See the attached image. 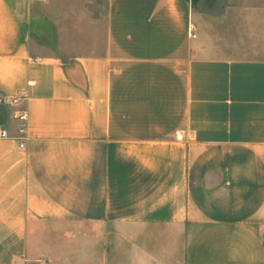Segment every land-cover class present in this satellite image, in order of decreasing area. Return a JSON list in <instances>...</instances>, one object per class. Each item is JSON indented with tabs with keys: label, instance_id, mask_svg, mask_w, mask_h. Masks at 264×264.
<instances>
[{
	"label": "crops",
	"instance_id": "obj_1",
	"mask_svg": "<svg viewBox=\"0 0 264 264\" xmlns=\"http://www.w3.org/2000/svg\"><path fill=\"white\" fill-rule=\"evenodd\" d=\"M0 127V264H264V0H0Z\"/></svg>",
	"mask_w": 264,
	"mask_h": 264
},
{
	"label": "built area",
	"instance_id": "obj_2",
	"mask_svg": "<svg viewBox=\"0 0 264 264\" xmlns=\"http://www.w3.org/2000/svg\"><path fill=\"white\" fill-rule=\"evenodd\" d=\"M189 31L192 37H196L195 34V26L191 23L189 26ZM27 98L26 93H22L20 96L15 97L10 100L11 105H18L22 100ZM13 118L18 121V131L20 137L19 139V147L24 148L26 146V139L28 133V121L29 116L28 112L23 109L16 110L13 114ZM10 138V132L7 127H0V139Z\"/></svg>",
	"mask_w": 264,
	"mask_h": 264
}]
</instances>
